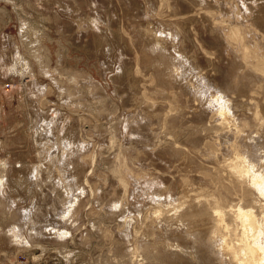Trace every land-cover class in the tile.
<instances>
[{
    "label": "rangeland",
    "instance_id": "1",
    "mask_svg": "<svg viewBox=\"0 0 264 264\" xmlns=\"http://www.w3.org/2000/svg\"><path fill=\"white\" fill-rule=\"evenodd\" d=\"M214 2L0 0V264L209 263L193 248L204 227L179 216L230 186L247 197L221 162L240 129L264 167L262 34L225 41ZM216 89L245 105L226 130Z\"/></svg>",
    "mask_w": 264,
    "mask_h": 264
},
{
    "label": "bare ground",
    "instance_id": "2",
    "mask_svg": "<svg viewBox=\"0 0 264 264\" xmlns=\"http://www.w3.org/2000/svg\"><path fill=\"white\" fill-rule=\"evenodd\" d=\"M232 2H233V8H226L225 7L226 3H224V6H221L218 3V0H215V2H214L215 4L213 3V4H210V6L208 5L209 7H212L215 10V11L214 10L213 11L216 14L217 13L220 14V16L224 15V17H225L226 14H229L228 17L223 18V19L220 18V20H219L220 24L223 27L227 28V31H225V32L220 31L219 32L220 37L223 38L225 41H228V42L229 41L240 42V41H244V37H246L245 35L248 34V30L250 28H254L253 31L257 30L258 33H261L262 34V41H260L256 37L257 38L255 41L256 46L254 45L253 49L257 48L256 49L257 51L255 52L256 57L254 58L257 61L256 65H255L257 71H255V72L260 71L261 77L264 78V62L259 60V57L264 60V0H233ZM229 4L231 5V2ZM236 16H238V17H236ZM217 25H218V23H217ZM221 25L219 27L223 28ZM177 28L180 29L181 27H177ZM242 30L245 31L244 34L242 33ZM151 46L153 48H156L157 46H160V44H154ZM248 46L250 47V45H248ZM248 46L246 48H248ZM243 47H244V45H243ZM241 48H239V49H241ZM244 50H246L245 51V53H246L245 57H247V60H249L250 56H251V53L249 52L250 49H244ZM238 51H241V50H238ZM169 76H170V74H169ZM171 77H172V75H171ZM171 77H169V78H171ZM245 79L248 82V84L256 85V83H257V80L251 74H246ZM215 91H216V94H215V97L213 98L214 104H212V107H213L212 112H213L214 117H215L214 120L218 121L220 126L223 124V122H227L231 119H234V121H236L235 116L233 114V111L234 110L238 111V110H240L239 108H243L245 106L244 103L242 102V100H240V99L238 100L237 98H235V99L233 98V100H231L232 98L230 97L231 98L230 99L227 95V92H225L224 90H217L216 89ZM205 93H206V91H205ZM229 93H231V92H229ZM232 101H233V103H232ZM262 103H264V102H262ZM246 106H247V104H246ZM263 106H264V104L262 105V107ZM258 108L259 107L257 106L251 115L253 116L254 120L256 118V125H258L260 127L261 123L263 124L262 119H261V112L262 111H259ZM262 110H264V109H262ZM262 115H263V113H262ZM263 121H264V119H263ZM244 122L246 123V121H244ZM229 123H227V124H229ZM224 124L222 125L223 127H221L223 129H225ZM230 128H228V130ZM42 130L46 131L47 128L45 130L43 128ZM228 132H230V131H228ZM42 133L43 132H40V134H42ZM238 133H240L243 136L241 129L239 130ZM48 134H49V132H48ZM235 134H236V132H235ZM240 134L238 135V138L237 137H234V138L229 137L232 139L228 138V142L227 143L225 142L226 143L224 146L225 149H226V145H228L227 150H226V153H228L227 154L228 156L226 155L227 157L222 159L221 162L224 163V167L227 169V171L229 172V174L232 178H235L236 180L238 179L240 181H243V182H239V184L238 183L237 184L239 186H242V187L245 186L246 187V189L248 190L247 197L243 196L242 194H239L234 188H232L230 186L228 188L227 192H229L232 195L233 199H230L229 201H227L228 198H226V199L224 198V201L221 202V197L225 196L224 195L225 192L223 194H221L220 198L217 197L216 194H214L215 193L214 192L211 195H205L206 199H205L204 203H205L206 207L204 209L205 210L204 212H202L199 215H195V214L189 213V212H191V210H192L191 209V210L183 212L179 216V219H181L182 221H185L186 224H189L193 227L194 226L200 227V225H201V229H202V227H204L202 229V232L199 231L200 233H198V232L196 233V234H199L197 237V240H196V242L197 241L198 242L196 243L197 247L193 246V248L195 249V256L197 255V258H196L197 260H200L201 256H205V254H206L207 255L206 257L209 258V259L208 258L207 259H208V262L210 264H264V173H263L264 167L262 166L263 162H261L262 158H259L258 155H256V153L258 151H260L263 147L261 145V149L258 150L259 147L257 145V142H258L257 139H256V141H253L254 142L253 145H247L243 141L244 139L242 138V136L240 137ZM257 138H258V136H257ZM250 139H249V141H250ZM245 141H246V139H245ZM260 142H261V140H260ZM251 143H249V144H251ZM263 144H264V142H263ZM259 146H260V144H259ZM226 153H224V154H226ZM223 156H225V155H223ZM62 159H63V157H62ZM50 167L51 166L49 165V169H48L49 171L48 172H50V171L52 172ZM53 169H55V167ZM34 177H36V175H34L33 178ZM24 180H26V179H24ZM26 182H23V184ZM203 185H205V184H203ZM24 186L29 187V183H26V185H24ZM66 186H67V184H66ZM68 191H66V189H65V191H64L65 197H67ZM206 193H208V191H206ZM68 195H70V194L68 193ZM57 197H58V195H57ZM58 199L62 200L61 198H58ZM73 203L74 202L71 201L69 203L68 208L66 207L67 210L65 209L66 211H64L65 214H63V217H65V215H67L68 213L71 212L72 207H73L72 206ZM77 203H79V202H77ZM39 212H40V209L36 208L34 213H31V215H26V217H25L26 223L24 222L25 225L27 226V228H29L31 231L34 230L35 235H38L41 233L40 230H38L39 228H37V226L39 227V225H37L39 223V220H38ZM159 215H162V214H159ZM196 227H194L193 229H195ZM190 230L192 231L191 228H190ZM196 230L197 229H195V231ZM195 231H194V233H195ZM63 233H65V232L63 231ZM14 238H16V237H14ZM20 240H22L21 237H20ZM20 240L18 242H20ZM213 241L216 243V247H214ZM201 251H202V253H204V255H202ZM206 257H205V260L207 261Z\"/></svg>",
    "mask_w": 264,
    "mask_h": 264
}]
</instances>
